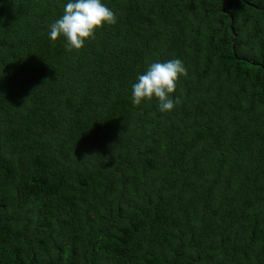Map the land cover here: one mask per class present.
I'll list each match as a JSON object with an SVG mask.
<instances>
[{"label":"trees","instance_id":"16d2710c","mask_svg":"<svg viewBox=\"0 0 264 264\" xmlns=\"http://www.w3.org/2000/svg\"><path fill=\"white\" fill-rule=\"evenodd\" d=\"M68 2L0 0V264H264V0H102L78 51Z\"/></svg>","mask_w":264,"mask_h":264},{"label":"clouds","instance_id":"9594fccd","mask_svg":"<svg viewBox=\"0 0 264 264\" xmlns=\"http://www.w3.org/2000/svg\"><path fill=\"white\" fill-rule=\"evenodd\" d=\"M116 22V14L102 0H69L63 15L50 25L49 37L55 42L63 36L66 50L78 51L86 40L95 38L98 29ZM180 76H187V69L178 58L151 63L132 85V103L138 106L155 98L160 111H171L182 102L179 96L172 98Z\"/></svg>","mask_w":264,"mask_h":264}]
</instances>
